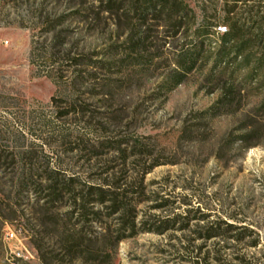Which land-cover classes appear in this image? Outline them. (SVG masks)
Returning <instances> with one entry per match:
<instances>
[{"label": "rangeland", "instance_id": "374dc122", "mask_svg": "<svg viewBox=\"0 0 264 264\" xmlns=\"http://www.w3.org/2000/svg\"><path fill=\"white\" fill-rule=\"evenodd\" d=\"M173 2L196 13L176 36L157 16L141 27L132 2L106 13L96 0H0V264H42L29 236L46 214L19 184L24 172L52 171L111 187L124 222L137 216L113 264H193L218 252L226 264H264V247L245 249L252 239L196 238L202 218H234L264 246V84L221 49L228 0ZM239 8L264 12V0ZM198 30L203 43L192 45ZM183 49L197 61L190 73L176 66ZM116 219L88 234L118 230Z\"/></svg>", "mask_w": 264, "mask_h": 264}, {"label": "trees", "instance_id": "16d2710c", "mask_svg": "<svg viewBox=\"0 0 264 264\" xmlns=\"http://www.w3.org/2000/svg\"><path fill=\"white\" fill-rule=\"evenodd\" d=\"M96 1L107 9L106 13L112 12L119 1L122 3L132 2L137 11L141 12V16L137 20L141 27H145L149 21H152L150 17L157 16L158 19H164V24L174 23V26L160 24L156 26L173 30L175 36L190 15H196L187 3L173 2V0ZM246 2L247 0H228V32L224 35L225 44L221 49L224 53L228 52V58H233L235 61L241 60L244 65L252 67L254 73L259 74L260 83L264 84V52H261V47L264 46V12H243L239 6ZM243 16L246 17L247 24L241 25L239 18ZM154 21L159 22L157 19ZM204 37V32L198 30L193 36L192 45H196L197 42L202 44ZM178 59L176 66L181 72L190 73L195 69L197 61L193 58L190 50L183 49ZM147 174L148 172H145L144 176ZM19 185V193L33 194L35 196L33 206L41 207L46 215L49 214L51 208L56 206L60 209H70V212L61 221L45 215L39 222V232H34L35 234L29 236L32 237L31 242L42 264H113L112 257L116 254L118 246L137 236V234L126 235L127 231H137L140 225L137 222V216L135 215L128 224L124 222V207L120 204L121 195L112 191L111 187L107 190L104 185L92 184L81 175H70L61 171H52L39 176L24 172ZM141 186L144 187V184ZM144 202V200L140 201L137 205ZM105 217L108 220L118 217L115 220L118 230L108 231L101 237L102 239L89 235L90 227L99 225L101 219ZM6 219V223L13 221ZM68 220L71 226L70 223L65 222ZM200 221L204 223V226L200 228L203 234L196 236L199 240L206 242L220 238L241 244L252 239L253 242L246 244L245 249L264 247L260 233L251 224L240 222L234 218L228 221L219 219L214 222H207V218H202ZM169 223L165 221L160 224L163 231L159 232V235H163L168 230ZM99 244H103L105 250L99 251L97 249ZM199 252H202V247ZM221 253L218 252L216 258L208 256L195 260L193 264H226L220 258ZM234 255L236 256V254ZM12 259L14 262L5 264H20L22 262L15 258ZM228 264H251V261H248L246 257L236 256L232 261H228Z\"/></svg>", "mask_w": 264, "mask_h": 264}]
</instances>
